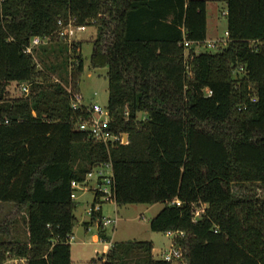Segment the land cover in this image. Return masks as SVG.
Returning a JSON list of instances; mask_svg holds the SVG:
<instances>
[{"label":"trees","instance_id":"16d2710c","mask_svg":"<svg viewBox=\"0 0 264 264\" xmlns=\"http://www.w3.org/2000/svg\"><path fill=\"white\" fill-rule=\"evenodd\" d=\"M223 1L226 44L195 52L207 0H0V203L19 211L0 221V264H73L71 182L104 164L117 207L163 205L149 229L183 231L186 264H264V0ZM60 19L95 27L89 68L106 69L109 129L126 143L76 129L88 112L66 86L83 71L82 43L57 38ZM34 37L55 62L23 52ZM11 84L29 93L6 99ZM152 249L113 242L102 264H172Z\"/></svg>","mask_w":264,"mask_h":264},{"label":"rangeland","instance_id":"374dc122","mask_svg":"<svg viewBox=\"0 0 264 264\" xmlns=\"http://www.w3.org/2000/svg\"><path fill=\"white\" fill-rule=\"evenodd\" d=\"M207 16V32L206 41H219L226 36L227 20H226V5L224 2L217 1L213 2L207 0L206 6ZM95 27L89 26L85 32L76 35L73 42H80L81 44V55L83 60V71L78 74V81L73 86L74 80L69 81L66 86V90L71 93L72 96L82 97V102L86 105L98 104L101 107H106L108 100V81L106 78V69L93 70L89 68V58L92 49L91 41L95 37ZM46 44V41H45ZM206 52L204 47L195 49V52ZM37 55L41 60H50L55 62V56L51 55L46 58L44 53L40 49L36 50ZM214 52V51H212ZM38 58V57H37ZM36 58L38 63L37 67L42 68L43 65L40 59ZM69 66V71L71 70ZM52 78L54 82H58L57 77ZM71 79V78H70ZM29 90V86H28ZM20 88L16 87L15 84H11L7 88L6 99L19 98L21 94ZM29 93V92H28ZM104 174H108L109 171L105 168H101ZM97 168L94 169L93 173L87 178L86 191L82 192L78 190L75 195L76 199L73 201L76 204L74 211L75 221L72 230L73 239L70 240V251L71 261L73 264L85 263L93 257H104L103 251H106L105 243L101 241L97 230V220L91 222V218L88 214V209L93 204L94 190L97 189L98 180ZM102 216L108 217L112 220L116 219V224H111L106 228V235L112 240V243H121L126 241H150L152 242V252L154 258H159L160 255L168 251L172 238L167 237L164 232H153L149 229V221L152 219L162 208L163 205L160 203L154 205L145 204H129L122 207H117L114 202H102ZM204 205L198 207L199 211L203 209ZM24 211V209H20ZM18 209L11 203H0V221L6 216L15 215ZM13 217V216H12ZM91 225V230H86V227ZM20 235L23 234L25 227L20 225ZM95 237V240H94ZM98 254L96 255V253ZM27 264V262H26ZM172 264H186L185 260H179L172 262Z\"/></svg>","mask_w":264,"mask_h":264},{"label":"built area","instance_id":"2783aa9c","mask_svg":"<svg viewBox=\"0 0 264 264\" xmlns=\"http://www.w3.org/2000/svg\"><path fill=\"white\" fill-rule=\"evenodd\" d=\"M58 30H57V38L59 40H62L68 44L73 43V40L76 38V35L85 32L86 26L83 25H76L73 19L65 20H58L57 22ZM227 33L225 38L219 40V41H205L201 47H204L207 52L212 51H218L220 50L227 42ZM45 40L40 39L39 37H34L31 39L28 46H26L23 50L25 54L28 55H34L36 50L38 49L39 45L44 43ZM185 42V46H188L190 43ZM200 48V45L196 44V49ZM243 71V68L240 69V72ZM19 88L23 93L28 94V84H19ZM208 94H210V91H207ZM71 107L74 109H84L86 112H88V115L85 119L81 118L76 124V129L81 130L83 132H87L88 136L95 142L103 143L104 145H107L108 143H126L127 142V136L124 134H115L109 129L110 119L109 114L106 109V107H101L98 104H89L86 105L82 102V97L80 96H73L71 100ZM101 168H105L109 171L108 174H104V172L101 170ZM91 175V174H90ZM88 175V177L90 176ZM97 176L100 181L97 180L98 187L95 190V194L97 195L98 202L94 205H91L88 209V214L90 218L93 214L101 212L100 210V203L102 200L104 202H110L113 200V193H112V179H111V168L109 164H104L103 166H100L97 168ZM87 177V178H88ZM86 184L87 179L83 183L78 182H71V199H76L75 193L80 191L86 190ZM180 203L176 201V205H179ZM204 212V207L201 211L197 209L194 214V220H198L201 216V214ZM97 230H99V226L102 229H106L111 224H116V219L112 220L108 217H103L102 214L100 216V219L97 218ZM90 223V222H89ZM100 224V225H99ZM91 225L89 224L86 227V230H91ZM167 237L172 238L171 246L168 251L163 252L158 259L164 260L166 262L172 263L179 260H182V250L181 248L176 244L177 240L182 238L184 236V232L180 230H169L164 232ZM73 237L70 236L69 241L72 240ZM102 242L105 243L106 251H103V254H107L109 249L112 246V242H105L101 239ZM98 252L96 253V255ZM99 255V254H98ZM101 263L106 260V256L100 257ZM27 259L26 258H18V257H10L8 258L4 264H26Z\"/></svg>","mask_w":264,"mask_h":264},{"label":"crops","instance_id":"0c3cea01","mask_svg":"<svg viewBox=\"0 0 264 264\" xmlns=\"http://www.w3.org/2000/svg\"><path fill=\"white\" fill-rule=\"evenodd\" d=\"M210 1H213V2H215V1H217V3H219V2H224L223 0H210ZM224 4H225V2H224ZM226 5V4H225ZM206 6H207V3H206ZM207 14V13H206ZM206 20H207V16H206ZM86 191V190H85ZM85 191H83V192H85ZM94 195H95V190H94ZM92 205V204H91ZM100 210H101V214H102V207L100 206ZM106 230V229H105ZM108 236V235H107ZM94 240H95V237H94ZM111 242H112V240H110ZM152 255H154L153 254V252H152Z\"/></svg>","mask_w":264,"mask_h":264}]
</instances>
